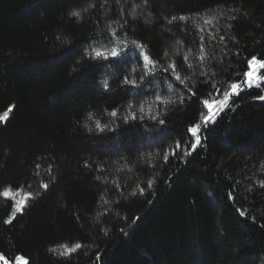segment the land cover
<instances>
[{
  "label": "trees",
  "instance_id": "16d2710c",
  "mask_svg": "<svg viewBox=\"0 0 264 264\" xmlns=\"http://www.w3.org/2000/svg\"><path fill=\"white\" fill-rule=\"evenodd\" d=\"M213 16L215 29L203 23ZM110 26L127 53L95 60ZM132 40L158 64L142 92L121 83L143 70ZM253 57L264 60V0H0V192L13 191L0 196V254L9 264H264V85L242 83ZM171 62L191 92L161 71ZM233 83L244 90L205 127L203 100H223ZM129 106L137 119L125 122Z\"/></svg>",
  "mask_w": 264,
  "mask_h": 264
},
{
  "label": "snow or ice",
  "instance_id": "6c2138e0",
  "mask_svg": "<svg viewBox=\"0 0 264 264\" xmlns=\"http://www.w3.org/2000/svg\"><path fill=\"white\" fill-rule=\"evenodd\" d=\"M118 2V0H117ZM150 0H143V5L146 7L149 4ZM135 7H139V5L134 6L133 10H132V15L133 18H135ZM231 11L235 12L236 9H231ZM73 16L76 17H80V12L78 11H73L72 12ZM216 17L213 16L211 19H207L204 20L203 23L205 25H213V20H215ZM229 19L235 20L236 17L235 16H231ZM176 20V17H172L170 20H168V23L171 24L173 23V21ZM180 21H184L185 23L187 22L188 18L181 16L179 17ZM127 24V20L124 21V24L120 25V28H123L125 25ZM198 27V35H199V55L195 58L198 62H203L205 57H206V52H205V46H204V33H205V29L202 27ZM213 29H215V26L213 25ZM119 29H114L111 28V26L109 27V41L106 45H102V49L103 50H94L93 52V59L98 60V61H110L112 60V58H123L121 57V52L127 53V44H124V47L121 48L119 46V42L121 40V37L124 35V33H121L120 36L117 35ZM215 31L218 30H214V31H209L208 35L210 37H212V39H215ZM220 41L224 40V36H220L219 37ZM132 46L137 50L138 52V56L140 58H142L143 60V70L139 75V79L137 80L135 77V74L133 73L132 78H129L128 75H125L121 81L122 85H128L131 88L134 89H139L141 90V92L146 89L148 87V84H151L152 81H149L148 84H145V77L150 76V75H154L152 69H156L158 67L157 62L148 54V51L145 48V45L138 42L137 40H132ZM165 55H167V53H165ZM184 61L187 62L188 61V57L185 56ZM113 62H118L113 60ZM260 65L261 68H264V60H257L256 57H253L250 61H249V68L251 69L254 65L258 64ZM188 67L191 68L192 64H188ZM161 71L164 73H169V76L174 78L176 81H179L180 84L184 85L185 88L187 89V91L191 92V89L187 88V85L185 83V81L183 79H181L180 75L177 73V65L174 62H171L169 64H167V66L161 68ZM245 77L246 79L242 82L246 87L251 88L253 86L252 84V79H253V72L251 70H249L248 72L245 73ZM257 80H264V77H260L259 75L256 76ZM143 85V89L141 88V86ZM257 87H259V83H257L256 85ZM104 87L107 88L108 84L107 82H104ZM243 87H241V84L239 83H233L231 85V90L229 92H225L223 94V100L221 101H210L208 99L203 100V104L205 105V107L208 109V115L204 117L203 120V124L206 127L209 123H215V118L217 116V112L214 111V106L219 103L221 105V108L223 107V105L227 104L228 101L230 100L231 96H238L240 94L241 91H243ZM139 94V93H137ZM217 94H219V90L217 89ZM192 95H195L194 92H192ZM258 99L264 100V96H258ZM156 101L158 104L161 105H166L168 103H171V100H164L159 96H156ZM182 102V99H181ZM138 111L143 114L144 113V107L141 105L140 108L138 109ZM128 114L123 116V119L125 122H127L129 120V118L135 120L137 119V114L136 112H133L131 110V106H129L128 110H127ZM111 115L113 117H115L117 115L116 111H112ZM5 117H0V119H4ZM91 118V117H90ZM141 119H143V116L140 117ZM150 119L152 120H158V122L160 124L164 123V120L159 119V115L158 113L156 115H150L149 116ZM96 128L103 132L106 128L109 131H112L113 129L108 128V125H101L99 121L96 122ZM200 129H201V124L200 123H196L193 126H191L188 131L191 133V135L195 138L194 139V143L192 144V150H195L197 146H199L201 144V136H200ZM180 148V143L179 141L176 142V147L174 149H170L171 155L175 156L176 155V150ZM185 155H190L191 153L188 152L187 150H185ZM168 161V152L165 153L164 155V162L167 163ZM37 168H39V165H37ZM101 171H103V169H99ZM48 172L51 173L52 169L51 167L48 168ZM97 179H101L100 176H97ZM105 183H107V181L105 180ZM153 186V181H149L147 184L148 188H152ZM261 187H264V183H262L260 185ZM40 187H42L45 191L48 190L49 188V184L46 182H42ZM139 187V186H138ZM116 188L119 189L120 185L116 184ZM23 189L22 188H18L16 191L17 192H21ZM139 193L141 195H143L144 193V188L143 187H139ZM137 193L136 191H133L131 193V195L135 196ZM0 196H3L6 199H12L13 196V191L11 186H9L7 189L3 190L2 192H0ZM34 199L33 195L31 193H27L24 197L23 200H19V201H15L13 204V211L10 214V218L7 219L5 222L6 223H12V220L15 218L16 213L17 212H22L24 206L26 205L28 200ZM101 200L103 201L104 204H108V200H106L103 196L101 197ZM241 216H244L245 213L243 211H241L239 213ZM124 229H121V232H123ZM66 249V252H62L61 255H65V254H71L72 252H75L77 249H80L82 247V245L80 243H76L74 245L73 248H67V246H63ZM52 251H56V249H52ZM18 259H23L18 258ZM96 259L98 260L99 257L97 256ZM0 261L3 262V264H8L7 259L0 254ZM24 264H27V262L25 261Z\"/></svg>",
  "mask_w": 264,
  "mask_h": 264
},
{
  "label": "built area",
  "instance_id": "2783aa9c",
  "mask_svg": "<svg viewBox=\"0 0 264 264\" xmlns=\"http://www.w3.org/2000/svg\"><path fill=\"white\" fill-rule=\"evenodd\" d=\"M250 70L253 72V79H252L253 86L252 87H257L256 86L257 83H259L260 86L264 85V80H257L256 79L257 75H259L260 77H264V68H261L259 63H258L256 65H254Z\"/></svg>",
  "mask_w": 264,
  "mask_h": 264
},
{
  "label": "rangeland",
  "instance_id": "374dc122",
  "mask_svg": "<svg viewBox=\"0 0 264 264\" xmlns=\"http://www.w3.org/2000/svg\"><path fill=\"white\" fill-rule=\"evenodd\" d=\"M224 106V105H223ZM221 108V105L219 103H217L215 106H214V111H219V109ZM21 258V257H19ZM26 260L23 258V259H17L16 260V263L15 264H24ZM27 262V261H26ZM9 264V263H8Z\"/></svg>",
  "mask_w": 264,
  "mask_h": 264
}]
</instances>
